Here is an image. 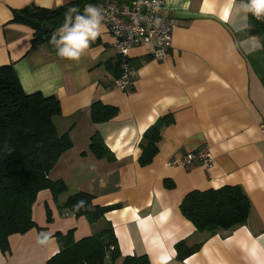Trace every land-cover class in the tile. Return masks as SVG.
<instances>
[{
    "label": "crops",
    "instance_id": "0c3cea01",
    "mask_svg": "<svg viewBox=\"0 0 264 264\" xmlns=\"http://www.w3.org/2000/svg\"><path fill=\"white\" fill-rule=\"evenodd\" d=\"M64 2L0 0V66H13L26 93L58 98L53 124L72 141L48 174L65 191L57 199L49 189L38 193L36 226L8 237L0 264H47L59 251L55 233L72 230L76 241L108 226L119 254L105 264H122L128 255H145L150 264H264V84L255 69L261 44L248 33L246 2L163 0L165 16L177 20L172 46L161 60L153 59L150 46L133 47L136 79L126 90L114 86L119 58L104 24L78 60L61 61L44 45L31 47L32 27L13 21L23 8ZM96 102L116 108L114 116L93 121ZM152 126L159 132L157 152L142 166V136ZM94 134L107 156L90 152ZM201 146L213 156L210 169L198 162L166 165ZM225 185L248 197L247 222L215 234L196 231L180 211L184 196ZM78 192L91 195L94 205L117 207L94 223L65 213L61 205ZM179 241L199 248L179 260Z\"/></svg>",
    "mask_w": 264,
    "mask_h": 264
},
{
    "label": "trees",
    "instance_id": "16d2710c",
    "mask_svg": "<svg viewBox=\"0 0 264 264\" xmlns=\"http://www.w3.org/2000/svg\"><path fill=\"white\" fill-rule=\"evenodd\" d=\"M100 0H66L57 8L30 6L15 12L13 21L32 27L31 47L44 45L57 60H69L57 54L52 42L54 34L65 23L66 14L73 8L84 14L86 5ZM247 3V0H243ZM248 33L256 36L261 44V63L256 72L264 84V17L257 19L248 12ZM118 65V63H117ZM116 108L98 102L91 106V118L95 122L114 116ZM60 113L56 96H43L39 92L26 93L11 64L0 66V248L8 249V237L22 234L36 224L32 219V206L38 193L49 189L54 199L65 191L61 180H49L48 174L60 156L72 147L68 133L59 135L53 117ZM159 132L148 128L141 143L139 163L145 166L157 152ZM89 150L101 158L108 155L102 140L94 134ZM117 205L97 206L92 196L78 192L61 205L65 213L85 216L94 223ZM182 215L198 232L215 234L219 230H231L247 222L250 202L239 186L225 185L218 189L193 190L187 193L181 204ZM55 236L59 251L47 264H105L108 257L113 261L119 254L111 226L79 240L72 238V230ZM199 244L188 246L184 241L175 244L176 257L183 260L195 253ZM122 264H150L145 255L125 256Z\"/></svg>",
    "mask_w": 264,
    "mask_h": 264
},
{
    "label": "built area",
    "instance_id": "2783aa9c",
    "mask_svg": "<svg viewBox=\"0 0 264 264\" xmlns=\"http://www.w3.org/2000/svg\"><path fill=\"white\" fill-rule=\"evenodd\" d=\"M97 9L100 11L101 23L113 38V46L119 58V75L114 86L126 90L136 79V70L129 63L131 49L147 45L152 48L153 59H163L172 46L177 20L165 16L163 0H100ZM260 129L264 131V125H260ZM194 162L206 169L211 168L213 156L207 146L188 151L181 158L169 160L166 165L186 166Z\"/></svg>",
    "mask_w": 264,
    "mask_h": 264
},
{
    "label": "clouds",
    "instance_id": "9594fccd",
    "mask_svg": "<svg viewBox=\"0 0 264 264\" xmlns=\"http://www.w3.org/2000/svg\"><path fill=\"white\" fill-rule=\"evenodd\" d=\"M242 8L250 12L257 19L264 17V0H247ZM78 10L73 8L66 14L65 23L54 34L52 42L57 47V54L69 60H78L82 53L89 47L90 41L96 39L101 27L100 11L92 6L86 5L84 14L72 13Z\"/></svg>",
    "mask_w": 264,
    "mask_h": 264
}]
</instances>
